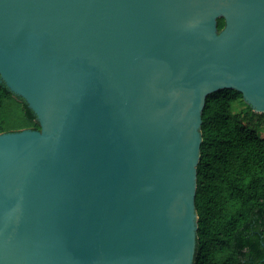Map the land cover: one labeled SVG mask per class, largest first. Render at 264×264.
Returning a JSON list of instances; mask_svg holds the SVG:
<instances>
[{"label":"water","instance_id":"1","mask_svg":"<svg viewBox=\"0 0 264 264\" xmlns=\"http://www.w3.org/2000/svg\"><path fill=\"white\" fill-rule=\"evenodd\" d=\"M0 80L41 126L0 134V264H194L203 110L264 113V0H0Z\"/></svg>","mask_w":264,"mask_h":264},{"label":"trees","instance_id":"2","mask_svg":"<svg viewBox=\"0 0 264 264\" xmlns=\"http://www.w3.org/2000/svg\"><path fill=\"white\" fill-rule=\"evenodd\" d=\"M225 20L218 21V30ZM242 94L207 97L198 165L197 249L194 264H264V113L246 108ZM258 119L259 126L255 123ZM41 130L29 105L0 80V134Z\"/></svg>","mask_w":264,"mask_h":264},{"label":"rangeland","instance_id":"3","mask_svg":"<svg viewBox=\"0 0 264 264\" xmlns=\"http://www.w3.org/2000/svg\"><path fill=\"white\" fill-rule=\"evenodd\" d=\"M243 108H246V104H244V103L239 104V105L235 106L234 112L237 113V112H239V111H240L241 109H243ZM255 123L259 126V121H258V119L255 120ZM258 132H259V134H260L262 137H264V127L259 126V127H258Z\"/></svg>","mask_w":264,"mask_h":264}]
</instances>
